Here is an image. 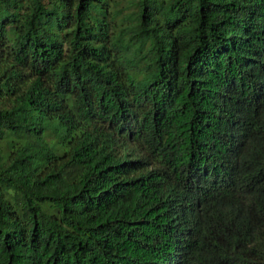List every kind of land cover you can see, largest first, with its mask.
Wrapping results in <instances>:
<instances>
[{
  "label": "trees",
  "instance_id": "trees-1",
  "mask_svg": "<svg viewBox=\"0 0 264 264\" xmlns=\"http://www.w3.org/2000/svg\"><path fill=\"white\" fill-rule=\"evenodd\" d=\"M0 264H264V0H0Z\"/></svg>",
  "mask_w": 264,
  "mask_h": 264
}]
</instances>
